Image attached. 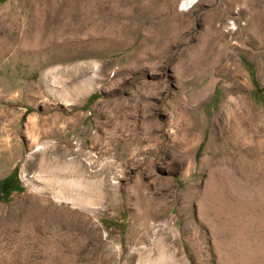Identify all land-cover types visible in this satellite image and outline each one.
<instances>
[{"label":"rangeland","instance_id":"obj_1","mask_svg":"<svg viewBox=\"0 0 264 264\" xmlns=\"http://www.w3.org/2000/svg\"><path fill=\"white\" fill-rule=\"evenodd\" d=\"M184 1L0 0V264H264V0Z\"/></svg>","mask_w":264,"mask_h":264},{"label":"trees","instance_id":"obj_2","mask_svg":"<svg viewBox=\"0 0 264 264\" xmlns=\"http://www.w3.org/2000/svg\"><path fill=\"white\" fill-rule=\"evenodd\" d=\"M23 187L18 181L16 170L14 169L8 175L0 178V199H8L12 190H22Z\"/></svg>","mask_w":264,"mask_h":264},{"label":"bare ground","instance_id":"obj_3","mask_svg":"<svg viewBox=\"0 0 264 264\" xmlns=\"http://www.w3.org/2000/svg\"><path fill=\"white\" fill-rule=\"evenodd\" d=\"M197 0H185L184 1V7L185 8H183V9H188L194 2H196ZM93 208H95V207H93ZM92 208V209H93ZM160 260V259H159Z\"/></svg>","mask_w":264,"mask_h":264}]
</instances>
